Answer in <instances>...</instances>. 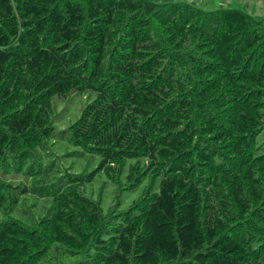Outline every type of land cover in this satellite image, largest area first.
Wrapping results in <instances>:
<instances>
[{"label":"trees","instance_id":"trees-1","mask_svg":"<svg viewBox=\"0 0 264 264\" xmlns=\"http://www.w3.org/2000/svg\"><path fill=\"white\" fill-rule=\"evenodd\" d=\"M48 141L98 155L113 178L127 167L131 189L147 183L103 210L81 190L92 173L44 164ZM73 258L264 264V18L185 1L0 0V264Z\"/></svg>","mask_w":264,"mask_h":264},{"label":"rangeland","instance_id":"rangeland-1","mask_svg":"<svg viewBox=\"0 0 264 264\" xmlns=\"http://www.w3.org/2000/svg\"><path fill=\"white\" fill-rule=\"evenodd\" d=\"M155 2H170V1H185L196 5L202 10H212L216 8H239L245 12L264 18V0H153ZM86 95V94H84ZM72 96V95H71ZM87 102L83 95L73 96V107L78 111ZM79 112V111H78ZM81 148L64 144L60 141H48L46 146L38 149V153L46 155L47 153H53L50 156H46L44 164H51L52 167L59 170V173H65L66 171L73 173H85L91 174L90 181L85 182L81 186V190L86 195L92 198H99L103 210H107L111 206H115L116 209H126L130 203L137 198L144 186L147 183L145 179L136 188L128 187L127 179V167L116 176V178L108 176L103 169L99 168L100 158L98 155L88 152L82 154L76 153ZM54 162V165H53ZM128 166V165H127ZM20 177H18V180ZM74 258L70 263L74 262Z\"/></svg>","mask_w":264,"mask_h":264}]
</instances>
